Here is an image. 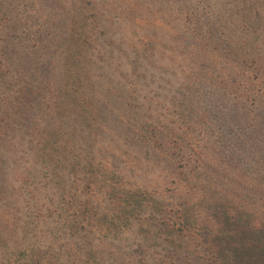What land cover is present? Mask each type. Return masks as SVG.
Segmentation results:
<instances>
[{
	"label": "rangeland",
	"instance_id": "rangeland-1",
	"mask_svg": "<svg viewBox=\"0 0 264 264\" xmlns=\"http://www.w3.org/2000/svg\"><path fill=\"white\" fill-rule=\"evenodd\" d=\"M53 1L78 83L55 98L31 55L32 111L3 47L0 264L16 242L18 264H213L202 228L264 208V0ZM47 115L42 152L66 138L80 155L59 152L63 172L37 171Z\"/></svg>",
	"mask_w": 264,
	"mask_h": 264
},
{
	"label": "trees",
	"instance_id": "trees-1",
	"mask_svg": "<svg viewBox=\"0 0 264 264\" xmlns=\"http://www.w3.org/2000/svg\"><path fill=\"white\" fill-rule=\"evenodd\" d=\"M50 2L51 4H49ZM59 2L61 3V0H59ZM65 3L66 1L62 2V4ZM64 13L66 12L64 11ZM66 22L67 20H65L62 15V7L61 9L58 8L53 0H0V35L2 36L0 43V64L3 65L4 47L5 50L7 48V50L11 52V57L8 55L7 60L10 64L15 66L14 63L18 60L20 61V65L22 66V68H20L21 70L19 68L15 69L17 70V76L25 77L22 82L21 92L25 93L29 100H33L34 97L39 96L42 89L40 84L32 85V83L27 80L30 79L31 76L28 75V69H26L25 66L28 63V59H30L29 57L33 54L37 59H30L29 61L36 64V68L42 71V80H40L42 85L52 86L51 93L55 98H59V100L62 94L67 95V92L63 91L64 89L58 88L61 85L63 86L70 76L73 78L71 72H67L69 67L67 63H69L68 61L72 60V58L69 59V57L65 55L69 39V31L66 32L65 28ZM98 23L100 24L99 20ZM102 34L104 33L99 34V40ZM90 35L92 39L93 34ZM3 36L5 40H9V42H5L6 44H3ZM111 42L112 38L107 36L106 44H110ZM77 57H80V55L77 54ZM91 64L92 69L94 65H97L93 59ZM95 75V73L92 75L91 86L92 89L98 92L100 84L98 80L94 78ZM73 79L74 82L78 83V78L75 79L74 77ZM0 83L3 84L2 67H0ZM36 101L37 100H33V104L29 106V109H32V111ZM52 103L53 102L50 104ZM94 103L96 108L97 102L95 101ZM46 112L47 109H45V113ZM53 113H55L54 110ZM51 126L52 120L49 119L47 115L40 128H37L39 130L44 129L38 145L32 149L33 155L38 153L37 157L35 156L39 161L37 165L38 172H40L39 165L43 164H51L53 168H59V170L63 172L66 168V166L63 165L64 156L69 159L72 154L74 155V153H76L74 152L76 151L74 144L70 143L66 138H62L60 142H57L58 146H51L48 150L42 152L43 146L47 142L55 141L53 134L57 136L60 135L57 125L54 127ZM0 133H3V130L0 131ZM183 134H186V132ZM1 139L3 138L0 134V140ZM182 140H184V137ZM59 152H64V156L59 154ZM75 156L80 157L78 152ZM70 161H74L72 164L74 165L75 162H78V159L73 158V160L70 159ZM229 211L233 210L227 207V209L221 211L222 219L227 217L230 221L228 226H225L221 219L215 228L210 229L207 225L202 228L200 237H204L207 241L206 244L211 248V252L208 254L211 262L213 264H264V208L259 212L261 218H254V220L251 219V209L247 211L238 210L235 214H229ZM123 213L127 214L126 211H123ZM182 215L189 219L188 214ZM187 221H191V219ZM109 226L114 228L117 225H114L113 222H109ZM230 236H233V239H230ZM0 237H2L1 233ZM4 242L6 243V241ZM18 244L19 243L16 242V246L13 245L11 248L9 247L10 244H6L7 250L4 249L3 252L5 256V262L3 264H18V255L16 253L18 251ZM94 255L95 253L89 250L85 264H98L97 260L99 258ZM31 259L34 264H40L43 258L32 255Z\"/></svg>",
	"mask_w": 264,
	"mask_h": 264
}]
</instances>
